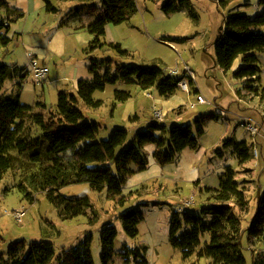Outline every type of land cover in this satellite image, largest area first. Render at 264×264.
Listing matches in <instances>:
<instances>
[{
	"label": "rangeland",
	"instance_id": "374dc122",
	"mask_svg": "<svg viewBox=\"0 0 264 264\" xmlns=\"http://www.w3.org/2000/svg\"><path fill=\"white\" fill-rule=\"evenodd\" d=\"M164 1L138 0L137 13L121 24H107L102 38L104 46L91 51L94 35L85 26L103 12V0H0L4 4H0V22L10 20L8 35L12 38L8 46L0 44V63L10 65L3 88L6 95H17L23 81L19 93L24 104L34 105L40 100L47 108H56L60 91L77 94L80 80L95 81L96 73L89 69L93 61L104 62L98 68L99 75L106 76L109 72L114 79L120 76V67L136 65H158L168 73L170 68H177L174 76L183 78L188 66L194 72V81L189 80L190 92L179 86L173 95L165 97L157 87L145 90L137 82L117 79L106 83L104 90L95 91V99L103 101L100 107H89L83 102L80 107L86 119L101 124L99 139H108L119 127L128 130L129 144L138 131L158 122L166 127L168 141L174 125L189 124L199 140L198 149L186 148L180 155L182 176H178L177 161L160 164L154 158L145 170L132 165L138 173L124 184L123 193L115 197L107 188L93 190L87 182L61 187L62 196L90 198L87 214L69 219L60 216L45 192L37 193L33 202L25 199L16 187L17 178L9 171L0 180V264H14L9 250L19 242L22 244L17 248L19 258L26 259L24 264H34L32 257H28L31 243L50 240L59 254L88 236L92 240L94 262L102 264V230L108 222L117 229L110 264H137L133 255L129 262L123 255L126 248L136 247H146L148 264H213L211 257L199 255L209 233L202 236L201 245L186 258L181 249L170 244V223L175 212L202 215L207 203H215L214 192H208L207 188L220 187L221 174L227 166L236 170L235 178L249 198L250 208L243 224L250 225L259 197L264 194V132L254 136L243 123L249 118L260 121L253 115H264V103L253 92L259 83L235 76L243 65L242 56L227 71L216 63L215 42L223 19L230 13L240 10L254 16L264 6L259 0H191L179 11L167 14L162 9ZM48 3L57 11H50ZM93 6L98 11H91ZM7 8L22 10L24 16L17 17L16 12ZM116 44L126 53H121ZM258 54L264 86V51ZM30 55L49 66L45 81L34 80ZM116 90L131 97L120 102ZM198 94L206 102H199ZM47 108L36 110L47 114ZM159 110L163 112L161 117L157 116ZM198 121H202L204 130L201 135ZM242 141H247L251 148L255 144L259 150L257 157L252 150L251 159L244 163L235 154ZM193 166L198 174L195 179L200 183L187 179L193 174L188 171ZM191 197L194 202L186 205ZM138 206L145 217L138 224L137 236L132 237L125 232L122 214ZM15 210L25 211L22 222L14 215ZM243 240L248 264H252L251 252L255 257L264 256L263 234L257 238L247 234Z\"/></svg>",
	"mask_w": 264,
	"mask_h": 264
},
{
	"label": "trees",
	"instance_id": "16d2710c",
	"mask_svg": "<svg viewBox=\"0 0 264 264\" xmlns=\"http://www.w3.org/2000/svg\"><path fill=\"white\" fill-rule=\"evenodd\" d=\"M190 2L165 0L162 9L170 14ZM103 4V12L84 25L94 35L90 44L91 51L104 46L102 38L106 35L107 24H121L138 11V0H103ZM259 4L264 6V0H259ZM94 8L91 11H98ZM8 9L16 12L14 15L17 17L24 16L22 10ZM48 9L57 11L51 3H48ZM10 27V20L0 22V44L3 47L12 41L8 35ZM115 47L121 53H126L121 45L116 44ZM215 49L216 63L225 71L242 56L243 65L235 76L259 83L253 92L264 103L262 68L258 54L264 51V10L254 16L240 10L226 16L219 28ZM102 64L104 62L93 61L89 67L91 72L96 73L95 81L80 80L77 94L60 91L56 108H47L46 103L40 100L34 105L21 101L19 92L23 81L19 83L20 91L17 95H6L3 88L10 74V65L0 63V180L10 171L17 178L16 187L30 202L35 200L37 193L45 192L63 219L87 214L91 203L88 195L77 198L62 196L59 193L61 187L87 182L93 190L102 191L107 188L109 194L115 197L123 193L124 184L134 172L132 165L140 170L148 168V153L144 150L147 144L156 146L154 157L160 164L176 162L186 148H199V140L193 134L190 124L174 125L169 131V141L166 127L158 122L138 131L134 141L129 144L128 130L125 128L118 127L108 139H99L101 124L86 119L80 102L89 107H100L103 101L95 99L94 93L104 90L106 83H114L117 79L137 82L145 90L157 87L162 96L169 97L179 88L181 80L158 65L120 67V76L114 79L109 72L106 76L98 74ZM116 95L120 102L131 97L129 93L119 90H116ZM36 108H47V114ZM198 123V133L201 135L204 133L202 121ZM235 150L241 163L250 160L253 154L246 141L240 142ZM235 177L236 170L227 166L221 174L220 187L207 188L208 192H214L215 203H207L202 208V215L190 211L173 214L169 231L170 244L181 249L186 258L201 245L202 236L209 233V239L199 251L200 256L211 257L213 264H248L243 239L247 234L256 238L264 235V194L259 197L250 225L245 227L244 215L249 212L250 201L245 189L239 186L241 182ZM144 217L140 206L126 210L122 214L125 232L129 236H137L138 224ZM116 236V227L110 222L106 223L102 230V264L111 263ZM91 243V237L88 236L57 254L52 241L40 240L31 243L28 257H32L34 264H95ZM19 246H22L21 242L9 250L14 264L26 262L25 258L20 259L17 255ZM145 252L146 247L126 248L123 255L126 262L133 255L137 264H148ZM251 254L252 264H264V256L255 257L253 252Z\"/></svg>",
	"mask_w": 264,
	"mask_h": 264
},
{
	"label": "built area",
	"instance_id": "2783aa9c",
	"mask_svg": "<svg viewBox=\"0 0 264 264\" xmlns=\"http://www.w3.org/2000/svg\"><path fill=\"white\" fill-rule=\"evenodd\" d=\"M30 56H32V55H30ZM30 59H31V61H30V64H31L30 72L34 77V80L37 83H40L41 81H45L48 77L49 72H50L49 66L37 57L32 56ZM177 71H178L177 68H170L169 74L175 75L177 73ZM184 74H185L184 77L181 78V80L179 81V86L183 90L190 92L189 80H190V82H191V79H192V81H194V72L192 71L191 68H189L187 66V70H185ZM198 101L204 103V102H206V99L203 97V95L198 94ZM157 116L158 117L163 116V112L160 110L157 111ZM243 124L252 133V135L256 136L257 134L264 132V115L260 121H253L249 118V119H245V123H243ZM252 150H253L254 155L257 157L259 155V150H258V147L255 146V144H253ZM193 202H194V197H191V199H189L186 202V205H191ZM24 214H25V211H23V210H15L14 211V215L16 216V218L18 219L19 222H22V217L24 216Z\"/></svg>",
	"mask_w": 264,
	"mask_h": 264
},
{
	"label": "crops",
	"instance_id": "0c3cea01",
	"mask_svg": "<svg viewBox=\"0 0 264 264\" xmlns=\"http://www.w3.org/2000/svg\"><path fill=\"white\" fill-rule=\"evenodd\" d=\"M260 102V101H259ZM260 103H262V102H260ZM262 116H263V113L262 114H256V117L253 115V117L254 118H256L257 120H260V119H262ZM247 142V141H246ZM248 143V142H247ZM155 148H156V146L154 145V144H147L145 147H144V150L148 153V159H149V166L152 164V162H154V151H155ZM186 149H184L182 152H181V154H183V152L185 151ZM180 154V155H181ZM152 160V161H151ZM156 161V160H155ZM181 162V158L179 157V159L177 160V162H176V167H177V173H178V176L179 175H183L181 172H183L184 171V168H181V166H180V163ZM149 166H148V168H149ZM131 168H133L132 170L134 171L132 174H131V176H129V178H128V180H127V182L132 178V176L134 175V174H136V173H138L137 172V170H135L134 169V167H131ZM181 168V169H180ZM195 166H193V168L191 169V170H188L189 172H191V173H193L191 176H188L187 177V179H190L191 178V180H194L196 177H198L197 175V172H195ZM194 171V172H193ZM140 172V171H139ZM176 179H178V178H176ZM194 181H196L197 183H200V180H194ZM1 258V257H0Z\"/></svg>",
	"mask_w": 264,
	"mask_h": 264
}]
</instances>
